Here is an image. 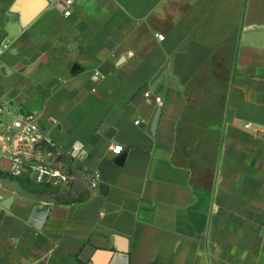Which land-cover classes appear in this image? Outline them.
I'll list each match as a JSON object with an SVG mask.
<instances>
[{"label":"crops","instance_id":"crops-1","mask_svg":"<svg viewBox=\"0 0 264 264\" xmlns=\"http://www.w3.org/2000/svg\"><path fill=\"white\" fill-rule=\"evenodd\" d=\"M66 9L0 0V104L37 117L57 148L28 154L72 194L1 166L0 264H264V0Z\"/></svg>","mask_w":264,"mask_h":264},{"label":"built area","instance_id":"built-area-1","mask_svg":"<svg viewBox=\"0 0 264 264\" xmlns=\"http://www.w3.org/2000/svg\"><path fill=\"white\" fill-rule=\"evenodd\" d=\"M78 0H65L67 9L65 16L72 15V8ZM160 40H164V35H159ZM10 42L0 44V54L10 48ZM147 98L151 97L148 91L145 93ZM155 101L158 105L163 104L161 97H156ZM9 108L7 105L0 104V167L7 162V173L13 178L27 177L32 181L47 184L51 186H59L67 183L70 176L62 171V169L54 167L52 164L33 158L28 154V149L46 148L56 149V142L46 135L35 115L29 113H19L11 119H6ZM119 148V151L116 149ZM84 151V147L80 143L73 146L71 154L77 157ZM124 151L123 145H115L112 153L120 155ZM101 175L94 172L90 185L92 189L97 190L100 186Z\"/></svg>","mask_w":264,"mask_h":264},{"label":"rangeland","instance_id":"rangeland-1","mask_svg":"<svg viewBox=\"0 0 264 264\" xmlns=\"http://www.w3.org/2000/svg\"><path fill=\"white\" fill-rule=\"evenodd\" d=\"M24 187L29 193L40 199L67 200L71 199V193L62 192L59 186H51L35 181L24 182Z\"/></svg>","mask_w":264,"mask_h":264},{"label":"water","instance_id":"water-1","mask_svg":"<svg viewBox=\"0 0 264 264\" xmlns=\"http://www.w3.org/2000/svg\"><path fill=\"white\" fill-rule=\"evenodd\" d=\"M10 106L11 107H14V104L13 103H10ZM24 113H26V112H24ZM160 115H161V109H159L158 115H157V117H156V119L154 121V124H153V127H152L153 133H156V131H157V128H158V125H159ZM125 158H126V156H122L116 162L119 165H122L124 163V161H125ZM106 188H107L106 186H103V189H102V194L103 195H106L107 194L106 191H105ZM11 201H12V198L7 199L6 202H5L6 204H4V206L5 207H8V204L11 203Z\"/></svg>","mask_w":264,"mask_h":264},{"label":"snow or ice","instance_id":"snow-or-ice-1","mask_svg":"<svg viewBox=\"0 0 264 264\" xmlns=\"http://www.w3.org/2000/svg\"><path fill=\"white\" fill-rule=\"evenodd\" d=\"M116 151H119V148H117Z\"/></svg>","mask_w":264,"mask_h":264}]
</instances>
